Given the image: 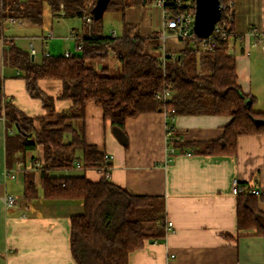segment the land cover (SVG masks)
I'll return each instance as SVG.
<instances>
[{
	"label": "trees",
	"instance_id": "1",
	"mask_svg": "<svg viewBox=\"0 0 264 264\" xmlns=\"http://www.w3.org/2000/svg\"><path fill=\"white\" fill-rule=\"evenodd\" d=\"M192 1L194 7L195 0ZM227 0H221V5ZM234 2V0H233ZM54 15L79 17L85 22V33L76 35L81 55L44 53L32 60V53L11 42L5 60L22 71L29 94L42 101L46 114L30 116L7 99L0 79V118L6 125V166L13 169L17 161L27 160L26 153L43 146V159L31 156L39 166L24 170L22 196L28 203L39 196L48 199H78L83 210L71 215V254L76 264H129V254L142 248L145 241L164 240L168 233L165 200L160 196L133 194L110 178L111 159L86 135V108L94 102L102 109L105 120L124 146L128 145L126 120L144 112L163 111L172 130L177 115L214 114L230 116L222 136L206 141H189L175 146L191 147L200 155H235L242 135H264V111H256L238 84L236 59L230 53L229 41L218 40L213 49L195 48L196 39L188 38L184 47L172 55L146 51L147 36L138 24L124 22L121 36L104 35L98 28L107 10L125 9L128 0H107L103 14L94 15L97 0H0V19L42 25L45 4ZM166 7H179L167 0ZM195 7L193 8V12ZM63 12V14H62ZM231 20L232 40L240 35ZM84 16H90L87 22ZM90 24V26H89ZM114 54L122 72L109 75L105 68L96 69L90 60H107ZM42 78L60 79L63 88L59 99H71L69 113L57 114L56 98L39 86ZM169 89V101L156 97ZM38 121L37 126L35 122ZM17 127L16 132L10 129ZM82 173L57 174L78 167ZM109 166V168H108ZM103 171L90 179L86 171ZM37 175L40 185L37 184ZM236 195L237 227L254 230L264 236V212L259 209L258 187L239 182Z\"/></svg>",
	"mask_w": 264,
	"mask_h": 264
},
{
	"label": "crops",
	"instance_id": "2",
	"mask_svg": "<svg viewBox=\"0 0 264 264\" xmlns=\"http://www.w3.org/2000/svg\"><path fill=\"white\" fill-rule=\"evenodd\" d=\"M244 2L245 13L240 18L235 15L234 25L240 37L233 40L231 53L235 55L241 90L248 94L254 110L264 111V0ZM73 18L51 12L43 15L42 25L14 22L13 27L6 28V21L0 31L4 95L30 116H43L46 109L41 99L29 94L22 71L5 60V53L14 42L30 51L35 61L44 53L81 55L75 36L89 29L82 18L81 26ZM161 33L160 26L146 35V51L157 54ZM183 47L166 51L174 55ZM88 62L96 69L105 68L109 75L122 72L114 54L107 60ZM39 86L56 98L57 114L70 112L72 100L58 98L63 88L60 79L42 78ZM230 120V116L214 114L177 115L171 130L165 112H144L126 120L128 145L124 146L110 121L104 119L102 109L94 102L87 104V140L111 155V180L133 194L162 197L166 221L173 222L164 240L148 239L142 248L132 251L129 264H264V236L256 235L254 230L238 229L233 193L236 180L258 187L264 194V135L240 136L235 155H200L189 146L182 150L174 145L176 141L219 138ZM16 130V126L10 129ZM5 135L6 125L0 118V264H76L71 254L70 217L82 212V201L39 196L24 203L22 174L16 179L6 174ZM43 153V146L38 145L25 157L43 159ZM74 170L82 173L80 167ZM103 174L95 169L86 171L93 180ZM37 184L40 185L38 175ZM6 193L19 197V202L6 206ZM259 209L264 212V197L259 199Z\"/></svg>",
	"mask_w": 264,
	"mask_h": 264
},
{
	"label": "built area",
	"instance_id": "3",
	"mask_svg": "<svg viewBox=\"0 0 264 264\" xmlns=\"http://www.w3.org/2000/svg\"><path fill=\"white\" fill-rule=\"evenodd\" d=\"M157 4L162 8V33L163 39L166 38L167 35L173 36L181 41H185L188 38L196 39V42L194 43L195 48L200 49H213L218 40H228L229 41V52L231 53V47L233 44V36L229 34V31L231 29V20L234 18V2L233 0H227L224 4L221 5V18L216 23L215 28L213 32L207 36V37H199L196 35V33L193 30L194 25V16L195 11L193 12L192 7V1L191 0H172L173 3H175L179 9L176 11H170L166 7L167 0H157ZM63 14V12H62ZM84 18L87 20V22H91L90 16H84ZM7 21L10 23H14L15 19L9 18ZM5 23V22H4ZM4 23L0 19V31L3 28ZM115 34V32H113ZM48 36H52V33H49ZM167 51L164 49L161 53V61L164 63L165 61V55ZM70 52H66L65 55H70ZM156 97L163 100L164 102H167L171 98V91L169 89H164V91L157 92ZM105 159L110 160L111 155L105 154ZM78 167H80L79 162L76 163ZM39 166V161L36 162V164L30 159V157L25 162H18L16 163L15 167L13 169L6 170V174L8 177L12 179H16L19 174H21L24 170H31L35 167ZM109 168V166H108ZM241 191V188L239 186L238 181H234V187H233V193L238 194ZM259 194L262 193V191L255 190ZM3 202L6 206H12L19 202V197H17L14 194L6 193L3 196ZM167 230L168 232L171 231L173 222L171 220H167Z\"/></svg>",
	"mask_w": 264,
	"mask_h": 264
},
{
	"label": "rangeland",
	"instance_id": "4",
	"mask_svg": "<svg viewBox=\"0 0 264 264\" xmlns=\"http://www.w3.org/2000/svg\"><path fill=\"white\" fill-rule=\"evenodd\" d=\"M129 5L125 7V9L120 10H107L104 13L103 19L99 23H94L92 26L98 28L100 26V32L104 35H113V31H116V36H121L124 30V22H130L134 24H138L139 32L143 35L150 34L153 31L159 30L160 26L163 25L162 20V9L157 5L156 0H148L147 3H144V0H128ZM242 0H234L235 2V10L238 18L241 17V14L245 13L246 3L243 0V3L240 2ZM248 3V2H247ZM242 5V6H241ZM51 13L50 7L48 4H45L44 7V15H49ZM75 19V20H74ZM74 21H79L81 26L80 18H73ZM83 21V20H81ZM6 28L13 27V24L10 22H6ZM90 26V24H89ZM158 45L155 49V52L160 55L162 51L169 49H176L184 45V42L173 37L167 35L166 38L163 39V35L157 38ZM117 74V73H116ZM81 171H70L69 174H79ZM61 174V173H60Z\"/></svg>",
	"mask_w": 264,
	"mask_h": 264
},
{
	"label": "water",
	"instance_id": "5",
	"mask_svg": "<svg viewBox=\"0 0 264 264\" xmlns=\"http://www.w3.org/2000/svg\"><path fill=\"white\" fill-rule=\"evenodd\" d=\"M106 1L97 0L94 8L96 17H100L103 14ZM221 13V0H195L193 30L196 35L199 37L209 36L213 32L216 23L220 20Z\"/></svg>",
	"mask_w": 264,
	"mask_h": 264
}]
</instances>
